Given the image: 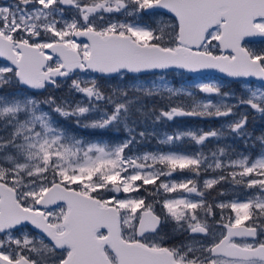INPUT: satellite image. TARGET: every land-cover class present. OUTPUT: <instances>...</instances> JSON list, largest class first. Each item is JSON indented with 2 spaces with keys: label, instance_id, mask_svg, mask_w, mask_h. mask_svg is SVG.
<instances>
[{
  "label": "snow or ice",
  "instance_id": "1",
  "mask_svg": "<svg viewBox=\"0 0 264 264\" xmlns=\"http://www.w3.org/2000/svg\"><path fill=\"white\" fill-rule=\"evenodd\" d=\"M254 37L264 0H0V264H264Z\"/></svg>",
  "mask_w": 264,
  "mask_h": 264
},
{
  "label": "rangeland",
  "instance_id": "2",
  "mask_svg": "<svg viewBox=\"0 0 264 264\" xmlns=\"http://www.w3.org/2000/svg\"><path fill=\"white\" fill-rule=\"evenodd\" d=\"M250 46H252V47H264V44L263 43H250ZM173 75L175 76V80L173 82L176 83L177 86H180V84L185 82L184 79L181 77L179 72L174 73ZM186 76L197 77V76L188 75V74H186ZM214 77H217V76H213V75L210 76V78H214ZM46 94L47 93L42 92V95H46ZM201 122H204V124H201ZM219 123H220L219 121L214 122V121L200 120L198 118H176L175 122H169L165 126V128L168 130H170L172 128H176L177 126H180V127L203 126V127L207 128V127L219 126ZM253 124H255V122L252 120L250 123V126H253ZM162 130H165V129H162ZM182 146L183 145H180L179 147L182 148ZM155 147H156L155 141H152L150 144L146 145L147 150H152Z\"/></svg>",
  "mask_w": 264,
  "mask_h": 264
},
{
  "label": "trees",
  "instance_id": "3",
  "mask_svg": "<svg viewBox=\"0 0 264 264\" xmlns=\"http://www.w3.org/2000/svg\"><path fill=\"white\" fill-rule=\"evenodd\" d=\"M253 121L255 122V124H253V126L264 127V120H262L259 116H257ZM201 124H204V122H201ZM182 148H188V146L183 145Z\"/></svg>",
  "mask_w": 264,
  "mask_h": 264
},
{
  "label": "water",
  "instance_id": "4",
  "mask_svg": "<svg viewBox=\"0 0 264 264\" xmlns=\"http://www.w3.org/2000/svg\"><path fill=\"white\" fill-rule=\"evenodd\" d=\"M261 38H259V37H254V38H250V41H252V40H260ZM206 71H208L211 75H213V76H220V75H222V74H220V73H218V72H216L215 70H206ZM188 75H193V76H198V74L197 73H187ZM252 79H255V78H252ZM258 83V82H257Z\"/></svg>",
  "mask_w": 264,
  "mask_h": 264
},
{
  "label": "flooded vegetation",
  "instance_id": "5",
  "mask_svg": "<svg viewBox=\"0 0 264 264\" xmlns=\"http://www.w3.org/2000/svg\"><path fill=\"white\" fill-rule=\"evenodd\" d=\"M250 43H263L264 44V39H260V40H253Z\"/></svg>",
  "mask_w": 264,
  "mask_h": 264
},
{
  "label": "bare ground",
  "instance_id": "6",
  "mask_svg": "<svg viewBox=\"0 0 264 264\" xmlns=\"http://www.w3.org/2000/svg\"><path fill=\"white\" fill-rule=\"evenodd\" d=\"M253 41V40H252ZM251 42V41H250Z\"/></svg>",
  "mask_w": 264,
  "mask_h": 264
}]
</instances>
